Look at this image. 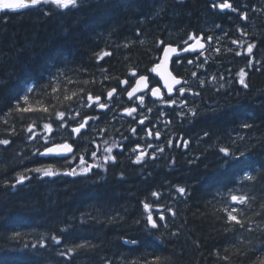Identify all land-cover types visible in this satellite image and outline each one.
<instances>
[{
	"label": "trees",
	"instance_id": "1",
	"mask_svg": "<svg viewBox=\"0 0 264 264\" xmlns=\"http://www.w3.org/2000/svg\"><path fill=\"white\" fill-rule=\"evenodd\" d=\"M230 15L209 0H78L68 9L49 4L0 11V140L10 141L0 144V264H259L264 258V26L246 29L239 12L231 16L232 25ZM259 17L254 21L264 25ZM191 33L213 37L219 51L212 47L202 66L196 54L173 59L185 94L175 95V105L146 97L143 126L161 134L155 147L147 148L141 135L130 134L132 117L119 114L130 103L121 81L131 84L135 70L156 84L151 69L162 53L157 42L181 47ZM231 37L238 40L234 48ZM247 43L254 45L252 56ZM249 59L254 67L246 68L244 88L236 73ZM112 88L117 92L109 108L89 113L87 95L105 97ZM17 103L32 110L19 111ZM61 111L68 121L64 128L56 117ZM90 115L99 118L75 140L77 159L71 164L33 155L43 150V141L28 139L29 125L35 123L39 132L51 122L60 142L69 138L70 126ZM245 123L251 127L243 128ZM182 140L189 141L187 147L177 146ZM113 142L122 147L113 148L116 163L105 164L104 149ZM137 144L147 152L140 163L134 162ZM221 147L239 159L225 165ZM156 148L164 151L153 159ZM80 155L100 167L75 176L26 171L52 166L61 173L71 167L79 172ZM244 173L255 179L246 180ZM19 175L28 179L12 187ZM179 187L186 188L185 195L176 192ZM232 195L249 199L240 204ZM144 203L154 218L164 212L159 230L145 227ZM233 208L244 227L228 222ZM85 242L92 247H76Z\"/></svg>",
	"mask_w": 264,
	"mask_h": 264
},
{
	"label": "snow or ice",
	"instance_id": "2",
	"mask_svg": "<svg viewBox=\"0 0 264 264\" xmlns=\"http://www.w3.org/2000/svg\"><path fill=\"white\" fill-rule=\"evenodd\" d=\"M49 4H54L58 8L68 9L70 7H76L78 4V0H0V11H8V10L18 11V10L34 8L36 6L49 5ZM212 6L214 8L219 7L221 10L231 9L232 11H238V9L235 8L233 6V3H230L229 0H223V2L219 3V4L214 3ZM240 18L243 20H246L247 19V13L241 12ZM243 34L247 35V33H243ZM203 39H204L203 33H201L199 36L195 33H191L188 35V39L183 41V43H184V45H186V47H180V48L173 47L172 44H168L164 40H159L157 42V48H158V50H161L163 52V61L162 62L164 64H167L169 59L172 57V55L177 54V56H178V53L180 51L189 52V51H196L197 49H204L205 44L201 42ZM212 39H213V37H211V36L207 37L208 41H211ZM189 41H194V43H189ZM232 43H238V41L233 40ZM253 48H254V45L251 43L246 46V51H247L248 55L252 54ZM216 51H219V49H217ZM240 54L241 53H239V52L236 53V55H240ZM108 55H111V53H108V52L103 53V56H108ZM103 56L98 57V58L102 59ZM188 63L191 64L192 61L189 60ZM256 63H260V61H256ZM160 67H161V64H156V66L151 69V72L157 73V70ZM247 67H254L253 61L251 59L248 60L246 67L240 68L239 71L236 73V77H238L239 84L242 85L244 88L248 87V84L245 82V77L248 75V73L246 71ZM131 75L133 77H135L136 76L135 71H133ZM192 75L195 76L196 73H192ZM121 83L128 84L129 81L125 80V81H121ZM154 83H156L158 85L159 81H154ZM180 83H181V81L179 79H176L175 77H173L172 83H169L168 79L164 78V87L166 88L167 94H168V99L164 100V103H167L169 105H175L177 103V100L173 99L171 97V94L173 92V85H179ZM201 83H204V82L201 81ZM141 85H143V88L141 87ZM144 90L149 91L151 93L152 97L163 98L161 88L159 86L151 87L150 82H149V77L145 76V75L139 76V78L135 82V86H131V90L127 91V96L129 98V100H133V98L135 97V99L140 102V105H143L144 100H145L144 95H136V94L140 93ZM27 91L31 92V91H33V89L28 88ZM53 91H56V90L53 89ZM116 91H117L116 88H112L110 91L107 92L108 102H101L100 96L93 97L91 95V93H89L87 95V106L89 108H91V107H93V104H95V106L101 110L108 109L109 105L111 103V99L113 97V94L116 93ZM177 91L179 92L181 97L184 96L185 88L180 87L177 89ZM75 95L76 94L73 93V96H75ZM65 99L71 100L72 97H70V96L65 97ZM24 100H27V96L24 97ZM180 102L184 103L185 106L187 105V101H185L183 99H181ZM17 110L23 111V112H28V111H31L32 109L31 108L21 109L19 107V103H17ZM44 111L47 112L48 109L45 108ZM123 111L129 116H134V114H136V112H137V108L136 107L124 108ZM149 111H151V109H149ZM189 111L192 113L193 116H195L197 114L194 109H189ZM181 115H185V114L181 113ZM76 116H79V112L76 113ZM56 117L60 121L59 127L64 128L68 123V121L65 120V112H62V111L57 112ZM70 118L74 120L75 116H72ZM98 118L99 117H85L82 122H79L77 124V126L72 127L71 133L73 135V138L76 135L80 134L82 129L86 128V126L88 125L90 120H95ZM145 119H146V117L140 119L139 123L141 125H143L145 123ZM242 127L243 128H250L251 125L245 123L242 125ZM26 130L29 133L28 139H30V140L40 139L43 141V144H42L43 150L41 151L40 148H37L36 151L33 153V155L46 156V157H50V158L57 159V160L58 159H64L69 164H71L73 161H75L77 159V156H76V153H75L74 147H73V143L75 142V140L73 139V143H69L67 139H65L63 141V143H57L55 137L52 135L53 126H52L51 122L44 123L42 129L39 132L36 131L35 123L29 125ZM132 131L135 132V129H132ZM147 134L150 137L152 135V130L149 129ZM155 135H156V138L159 139L161 134L159 131H157L155 133ZM204 135L207 136L208 133L205 132ZM188 143H189V141L182 140L179 142V144L177 146H180L182 144L184 147H187ZM0 144L9 145L10 141L8 139H3V140H0ZM168 145L172 146L171 140L168 141ZM116 147H122V144H116L115 142H113V145L111 147H106L104 149V152L106 153L103 157L105 164H107L109 162H111L113 164L116 163L117 158L115 155H112L113 148H116ZM147 147L152 148L153 145L148 144ZM140 148H141V146L139 144H137L136 147L133 149V151L135 152V151H137V149H140ZM163 151H164L163 148L154 149V151L152 153V158L155 159L156 152L162 153ZM219 151L224 154L225 165L229 164L230 161L236 162L239 159V158L235 157V153H233L229 147H221L219 149ZM146 155H147V152L145 150L139 151V153L135 156L134 162L140 163ZM243 155H244V153H240L241 157ZM91 156L93 159H95L97 157V152L96 151L91 152ZM78 160H79V172L77 171V168L71 167L69 169H66L63 173H61L59 170H53L52 166L36 167L34 169H26V171H32V172H35L37 174H42L44 176H56L59 174L75 176V175H86L87 173L92 171V168L94 166L100 167V165H93V164L87 163L84 155H80L78 157ZM239 162L242 163L243 161H239ZM244 178L246 180H249V181L255 179V177L249 173H244ZM26 179H28L27 176L19 175V178L11 186L15 187L16 184L23 183ZM176 192L179 195L183 196L186 194V188L179 187L176 189ZM152 195L154 197H157L159 194L156 192H153ZM248 199L249 198L247 196H244V195H242V196L232 195L231 196V200L233 202H238L240 204H245L248 201ZM143 208L146 210L145 227L147 229H149V231L159 230V228L161 227V224H159L158 221H165L166 220L164 212H159L157 217L154 218L152 208L148 203H144ZM164 211L167 213H170L172 216L176 215V213L171 208H166ZM236 211H237L236 208H233L231 211H227V220L230 223L235 222V224L240 225L241 227H244L243 222L240 219H238L237 215L234 214ZM137 223H139V221H137ZM163 226L166 227L167 225H163ZM177 234H178L177 232L171 233V235H173V236H175ZM53 239L55 240V242L57 244H59L61 242L58 237H53ZM129 243L136 244L137 241L132 240V241H129ZM76 247L77 248H85V247H92V245H89L87 242H85L83 244L76 245ZM67 251L69 253H71L74 251V249L69 248ZM61 255H65V253H61ZM223 259L227 260L228 257L225 256V257H223ZM159 260H160L159 257H154V261H159ZM105 264H111V261H106ZM259 264H264V258H260Z\"/></svg>",
	"mask_w": 264,
	"mask_h": 264
},
{
	"label": "flooded vegetation",
	"instance_id": "3",
	"mask_svg": "<svg viewBox=\"0 0 264 264\" xmlns=\"http://www.w3.org/2000/svg\"><path fill=\"white\" fill-rule=\"evenodd\" d=\"M209 2L211 3V5H213L214 3L215 4L222 3L223 0H209ZM229 2L233 3V6L235 8H237L238 11H232L231 9L221 10L219 7H215V9H217L220 12H226V13L231 14L230 17H228V18H229V21L232 25H234V21H232L231 16L236 15L238 12L239 13L244 12V13H247V19L246 20L241 19V21H242L243 25L246 27V29H252V26H254V27L258 26L260 28H261V26H264L262 24V22H260V23L255 22V21L261 20L259 16H261L262 21H264V0H229ZM233 40H234V38L231 37L230 43H231L232 48H234V43H232ZM203 41L205 42L206 47H205V49H203L202 51H198V53H197L198 60H199L201 66H202V63L204 61L205 55L210 52V47H215V50H217L216 47L218 45V43L216 41H214V42H212V40L208 41L207 37H204ZM101 102H102V100H101ZM134 107H136V106H134ZM95 108H97V107L95 106L93 108L94 111H95ZM136 108L139 111V110H141L142 107L138 108V105H137ZM88 111H90V110H88ZM138 111L136 112V114H134V116L132 118L133 125L130 128V134L134 139H136L138 137V135H141V139L143 140L144 144L145 143L147 145L152 144L153 147H155L154 141L148 142L147 140H145L144 134L146 133V136L148 138H150V140H153L152 138H153V136H155V133L157 131H153L150 127H144L143 125H142L143 129L142 130L140 129L141 124L138 122V120L136 122V116L138 114ZM121 114L127 115L125 112H123ZM134 122H135V125H134ZM132 129H135V132H133ZM149 129L152 130V135L150 137L147 134ZM67 134L70 135V129L67 130ZM72 143H73V141H72ZM73 145H74V143H73ZM141 147H143V146H141Z\"/></svg>",
	"mask_w": 264,
	"mask_h": 264
},
{
	"label": "water",
	"instance_id": "4",
	"mask_svg": "<svg viewBox=\"0 0 264 264\" xmlns=\"http://www.w3.org/2000/svg\"><path fill=\"white\" fill-rule=\"evenodd\" d=\"M175 47V46H173ZM174 55V54H173ZM172 55V56H173ZM171 59V58H170ZM170 59L168 61L167 64H164L162 61H163V53L159 59V62L157 64H161V67L157 70V73H154L155 75H157L159 77V79L161 80L162 82V86L164 88V90L167 92L166 88L164 87V78H167L169 83H172V79L173 77H175L172 73V71L170 70ZM176 78V77H175ZM176 79H179V78H176ZM181 81V79H179ZM181 84V83H180ZM179 84V85H180ZM179 85H173V88L175 86H179ZM141 87L143 88V85H141ZM156 87V86H155ZM161 88V87H160ZM131 90V89H130ZM129 90V91H130ZM161 92H162V89H161ZM155 99H159L158 97H153Z\"/></svg>",
	"mask_w": 264,
	"mask_h": 264
}]
</instances>
